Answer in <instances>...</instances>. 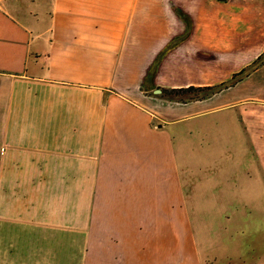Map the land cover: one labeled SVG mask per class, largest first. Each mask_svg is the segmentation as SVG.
<instances>
[{
  "label": "crops",
  "instance_id": "obj_1",
  "mask_svg": "<svg viewBox=\"0 0 264 264\" xmlns=\"http://www.w3.org/2000/svg\"><path fill=\"white\" fill-rule=\"evenodd\" d=\"M263 55L264 0H0V238L67 231L84 261L153 264L136 243L182 193L177 125L235 109L264 183V63L204 100L163 89L227 84Z\"/></svg>",
  "mask_w": 264,
  "mask_h": 264
},
{
  "label": "rangeland",
  "instance_id": "obj_2",
  "mask_svg": "<svg viewBox=\"0 0 264 264\" xmlns=\"http://www.w3.org/2000/svg\"><path fill=\"white\" fill-rule=\"evenodd\" d=\"M231 110L205 113L174 128L183 190L168 189L169 204L153 206L164 213L154 221L156 232L136 243L138 248L147 240L153 264H264V183L255 179L256 152L240 141L244 126ZM54 233L0 238V256L9 264H116L98 248H90L84 261L75 242L65 248L67 231Z\"/></svg>",
  "mask_w": 264,
  "mask_h": 264
},
{
  "label": "trees",
  "instance_id": "obj_3",
  "mask_svg": "<svg viewBox=\"0 0 264 264\" xmlns=\"http://www.w3.org/2000/svg\"><path fill=\"white\" fill-rule=\"evenodd\" d=\"M264 63V55L260 57L256 62H254L253 67L246 68L242 70L240 73L233 76L231 81L227 84H223L221 86L214 87H188L181 89H163L164 94L174 96V98L178 99L180 103H189L198 100H204L212 97L216 93L220 92L224 88H229L234 86L238 81L242 80L245 76L249 75L255 66Z\"/></svg>",
  "mask_w": 264,
  "mask_h": 264
},
{
  "label": "water",
  "instance_id": "obj_4",
  "mask_svg": "<svg viewBox=\"0 0 264 264\" xmlns=\"http://www.w3.org/2000/svg\"><path fill=\"white\" fill-rule=\"evenodd\" d=\"M155 93L156 94H160L161 93V90L160 89H157V90H155Z\"/></svg>",
  "mask_w": 264,
  "mask_h": 264
}]
</instances>
